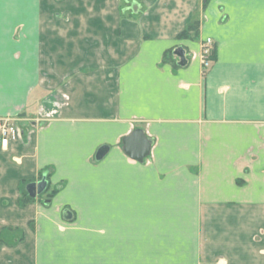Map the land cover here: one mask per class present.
I'll list each match as a JSON object with an SVG mask.
<instances>
[{
    "label": "crops",
    "instance_id": "crops-1",
    "mask_svg": "<svg viewBox=\"0 0 264 264\" xmlns=\"http://www.w3.org/2000/svg\"><path fill=\"white\" fill-rule=\"evenodd\" d=\"M5 119L0 264H264V0H0Z\"/></svg>",
    "mask_w": 264,
    "mask_h": 264
},
{
    "label": "water",
    "instance_id": "water-1",
    "mask_svg": "<svg viewBox=\"0 0 264 264\" xmlns=\"http://www.w3.org/2000/svg\"><path fill=\"white\" fill-rule=\"evenodd\" d=\"M175 54L181 59V65L186 63L185 52L183 49H177ZM124 150L128 156L142 162L151 152V141L146 138L142 130H136L132 135L123 140ZM108 149L103 148L97 154V159L104 157ZM47 181L44 178L39 183L30 185L28 190L30 196L36 198L41 195L47 188Z\"/></svg>",
    "mask_w": 264,
    "mask_h": 264
},
{
    "label": "built area",
    "instance_id": "built-area-1",
    "mask_svg": "<svg viewBox=\"0 0 264 264\" xmlns=\"http://www.w3.org/2000/svg\"><path fill=\"white\" fill-rule=\"evenodd\" d=\"M214 45L212 39H207L202 45L201 63L203 72H207L213 64ZM19 129L10 119H5L0 123V139L3 148L8 147L14 135L19 134Z\"/></svg>",
    "mask_w": 264,
    "mask_h": 264
},
{
    "label": "trees",
    "instance_id": "trees-1",
    "mask_svg": "<svg viewBox=\"0 0 264 264\" xmlns=\"http://www.w3.org/2000/svg\"><path fill=\"white\" fill-rule=\"evenodd\" d=\"M206 2H208L209 0H205ZM198 24H193L191 25L188 30L183 33L181 35V37H189V38H192L190 37V32L191 31H194L195 34L197 35V26ZM215 50H214V56H213V60L215 58ZM173 54V51H169L168 53H166L165 57H164V61H167L168 60V56H171ZM50 177H51V173L49 171H45V172H41L40 173V178H39V182L42 181L44 178L46 179L48 185H47V188L45 189V191L41 194V195H38V198H40L42 200V198L46 195V199H45V204H48L49 201L52 200V198L59 192V189H52L51 190V187H50ZM31 184L32 183H35V181L33 182H30ZM30 183H24V185L22 186V190H23V194H22V200L20 202L21 205H26L28 204L29 202H32L33 200H35V198H33L32 196H30L28 190H27V187L30 186ZM50 191V192H49Z\"/></svg>",
    "mask_w": 264,
    "mask_h": 264
},
{
    "label": "rangeland",
    "instance_id": "rangeland-1",
    "mask_svg": "<svg viewBox=\"0 0 264 264\" xmlns=\"http://www.w3.org/2000/svg\"><path fill=\"white\" fill-rule=\"evenodd\" d=\"M196 27H197V30H198L197 33L199 34L200 25L198 24ZM198 34H197L196 36H198ZM172 56H173V54H172L171 56H168V60L173 59ZM50 186H51V185H50ZM51 190H52V189H51ZM49 192H50V191H49ZM45 197H46V195H45L43 198H45Z\"/></svg>",
    "mask_w": 264,
    "mask_h": 264
}]
</instances>
